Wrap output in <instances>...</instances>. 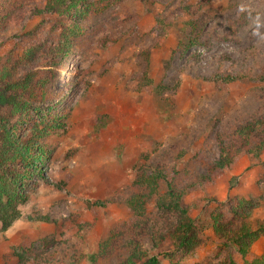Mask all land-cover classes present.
<instances>
[{
    "label": "rangeland",
    "instance_id": "rangeland-1",
    "mask_svg": "<svg viewBox=\"0 0 264 264\" xmlns=\"http://www.w3.org/2000/svg\"><path fill=\"white\" fill-rule=\"evenodd\" d=\"M41 4L0 0V67L15 76L31 70L36 81L28 108L12 119L40 133L46 156L44 178L25 183L18 218L0 230V264H89L110 236L114 245L97 263L118 264L136 225L162 264L241 263L211 215L254 199L247 220L264 228V152L250 159L233 149L228 168L208 164L217 137L264 115V0H92L83 17L35 15ZM62 26L73 33L64 58L49 54ZM153 169L183 191L197 228V243L175 262L155 244L176 222L175 211L157 206L167 182L151 194L133 183ZM137 191L142 216L119 203ZM250 252H264V236Z\"/></svg>",
    "mask_w": 264,
    "mask_h": 264
},
{
    "label": "trees",
    "instance_id": "trees-1",
    "mask_svg": "<svg viewBox=\"0 0 264 264\" xmlns=\"http://www.w3.org/2000/svg\"><path fill=\"white\" fill-rule=\"evenodd\" d=\"M92 0H42L37 5L34 14H54L60 17H83L90 7ZM72 30V29H71ZM70 28L61 27L57 33V44L49 49V54H60L63 58L70 45ZM39 51L38 46H28L23 52V60L32 59ZM33 71H27L17 76L13 75L4 66L0 67V230H6L19 216L18 205L24 201L23 187L32 176L44 178L42 164L46 156L36 129L17 127L19 124L13 117L28 108L30 97L25 93L34 86ZM223 80H232L233 76H220ZM30 93V92H29ZM29 96V95H28ZM255 117V116H254ZM238 124L227 135L226 139L218 138V155L208 164V170L220 171L228 168L234 160L235 152L245 149L250 159L257 158L264 152V115ZM261 128V129H260ZM254 141V142H253ZM234 149L235 152H232ZM23 173H19L20 170ZM159 180L167 182V190L158 197L157 206L176 212V222L167 231L158 235L157 245L170 248L168 260L173 261L175 254L190 251L197 243V228L190 213V206L182 203L181 189L167 181L163 171L153 169L148 175H139L134 185L139 188L146 186L149 193L156 192ZM148 193V194H149ZM145 195L139 191L119 202L123 207L132 211L136 216H142L145 206ZM259 203L254 199H240L229 209L226 216L220 209L211 215L212 228L215 235L225 245H232L240 256L241 263L230 257L221 264H264V252L254 257L250 252L252 242L264 236V228H253L247 220L253 208ZM137 233L129 238L125 247L128 255L118 264H162L159 254H148L139 237L140 226L136 225ZM110 236L99 244L96 252L88 255L89 264H98V258L110 253L113 244Z\"/></svg>",
    "mask_w": 264,
    "mask_h": 264
}]
</instances>
